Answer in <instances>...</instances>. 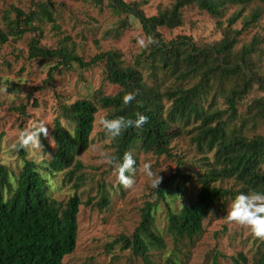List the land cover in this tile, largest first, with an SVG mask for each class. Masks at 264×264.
Instances as JSON below:
<instances>
[{
  "label": "rangeland",
  "instance_id": "obj_1",
  "mask_svg": "<svg viewBox=\"0 0 264 264\" xmlns=\"http://www.w3.org/2000/svg\"><path fill=\"white\" fill-rule=\"evenodd\" d=\"M123 1L136 5L147 17L169 11L175 3L174 0ZM39 5H45L51 11V19L39 14ZM16 10L26 16L37 13L31 26L22 21L18 30H28L21 36L12 35V27L17 19ZM219 12L221 15L216 17L192 4L182 9L178 27H160L156 33L167 44L186 37L197 48L217 46L225 37L230 40L236 38L231 54L233 61H239L241 52L253 45L255 51L250 56V69L253 67L257 77L264 79V3L259 0L245 6L231 3L221 6ZM253 12H258L260 17L247 26L245 22ZM235 16L236 21L230 25V19ZM0 32L8 36L4 43L0 39V163L9 167L15 176L24 164L18 151L22 130H31L34 125L43 123L47 128V134L43 136L53 153L55 143L52 130L55 119L62 116V107L83 98H96L94 102H97L101 96L115 95L120 90L105 79L104 64L88 70L76 68L60 74L54 72V79L46 84L49 71L56 62L29 58L31 41L40 34L42 47H67L86 60L107 51L119 52L124 67L141 70L148 87L165 92L174 86L173 78L167 71L155 68L150 57L153 45L141 48L137 44L138 38L148 37L140 21L130 13L114 9L110 0H0ZM224 86L230 88L229 83H224ZM263 95L258 84H254L245 102L239 106L242 115L249 113L252 103ZM211 100L212 95L204 106L208 107ZM164 103L166 108L171 105L167 100ZM216 105L221 109L227 108L220 96ZM106 115L107 111H98L91 145L77 157L84 166L87 182L79 190L82 206L78 219L77 248L73 254L65 257L63 263L144 264L143 258L137 256L133 249L124 248L126 242L122 237L132 238L140 226L141 210L145 203L157 201L159 210L155 215V233L161 234L165 246H152L149 249L147 254L152 264H255L263 251L262 244L247 226L228 218L231 198L216 206L204 221V230L194 243L175 240L167 229V206L171 210H179L187 200L195 197L194 191L198 190V185L189 184L183 193L168 190L166 199H158L156 190L165 188L167 179L182 167L191 175L205 171V154L196 149L191 141L192 136L177 135L171 138V157L132 149L131 153L137 159L133 173L135 184L132 189H126L123 185L119 187L116 167L108 165L99 156L100 149H108L115 156L112 138L105 135L99 123ZM249 127L244 131L248 136L257 133L264 135V121L250 124ZM22 147L26 151L25 157L42 165V170L51 159L52 154L43 153L41 146L28 144ZM209 157L213 162L212 154ZM145 163L161 177L155 189L144 173ZM79 175L80 171L71 178L70 170L48 175L51 197L60 202L67 201L73 194V185L75 187ZM104 184L106 192L103 190ZM222 184L225 188H240L233 181ZM101 190L111 201L109 207L103 209L97 205Z\"/></svg>",
  "mask_w": 264,
  "mask_h": 264
},
{
  "label": "trees",
  "instance_id": "obj_2",
  "mask_svg": "<svg viewBox=\"0 0 264 264\" xmlns=\"http://www.w3.org/2000/svg\"><path fill=\"white\" fill-rule=\"evenodd\" d=\"M110 1L114 9L135 16L146 35L155 39L150 57L156 69L161 68L169 73L174 86L165 92L148 87L141 70L124 67L119 52L107 51L86 60L67 47H42V34L31 41L30 59L56 62L49 71L46 84L54 79V72L60 74L76 68L88 70L104 64L105 79L120 90L115 95L101 96L97 102H94L96 98H83L62 107V116L55 119L52 130L55 143L53 153L43 134L40 136L43 153L52 154L43 170L42 165L25 157L26 151L21 145L18 151L24 164L17 176L0 163V264H64L65 257L75 252L82 206L79 190L87 182L84 166L77 157L91 145V134L100 109L107 111V118H135L137 112L148 117L147 124L142 128H128L120 136L112 138L118 161H122L124 154L132 149L171 157L170 139L177 135H191L196 149L205 154L203 173L191 175L182 167L167 179L165 188L156 190L158 199H166L168 190L183 193L189 184L198 185V190L194 191L195 197L187 200L179 210H171L167 206V229L175 240L194 243L204 230V221L222 201L228 198L233 200L238 193L251 189L264 191V135L257 133L250 137L244 132L250 128V124L264 121V95L252 103L246 115H242L239 109L254 84H258L264 93V79L257 77L253 67L250 69L254 46L245 48L239 61H233L231 54L236 38L230 40L225 37L217 46L197 48L186 37L167 44L156 33L160 27H178L181 11L186 6L197 4L201 10L218 17L221 6L231 3L245 6L253 0H174L171 10L160 11L153 17H147L136 5L123 0ZM259 1L264 3V0ZM39 7V14L52 18L51 11L45 5ZM16 12L12 35L21 36L28 30H18L22 21L31 26L37 13L26 16L19 10ZM20 16L25 17L22 19ZM259 17L258 12H253L245 24L248 26ZM235 21L236 16L230 19V25ZM0 39L4 43L8 36L0 32ZM224 83H229L230 88L226 89ZM132 90L138 91L136 99L128 105L123 104L122 96ZM211 95L212 100L205 107L204 103ZM219 96L225 100L227 108L217 107ZM164 100L171 102L168 108ZM210 154L213 162L210 161ZM66 170H70L71 178L78 171L80 175L75 187L73 185V194L67 201L60 202L51 197L47 176ZM226 181H233L240 188H225L222 183ZM105 187L104 184L103 190L106 192ZM103 190L99 192L101 198L97 203L101 209L111 204ZM158 210L157 201L146 202L141 210L140 226L132 238L122 237L126 242L124 248L133 249L137 256L143 258L144 264H152L147 254L152 246H165L161 234L155 233ZM257 238L263 251L255 264H264V238Z\"/></svg>",
  "mask_w": 264,
  "mask_h": 264
},
{
  "label": "clouds",
  "instance_id": "obj_3",
  "mask_svg": "<svg viewBox=\"0 0 264 264\" xmlns=\"http://www.w3.org/2000/svg\"><path fill=\"white\" fill-rule=\"evenodd\" d=\"M155 42L151 36L147 39L143 37L137 39V44L141 48ZM137 95L138 91L136 90L126 91L122 96V103L130 104ZM147 122L148 117L139 112L135 113V118L126 116L102 117L99 121L105 135L113 139L120 136L122 131L128 128L140 129ZM41 134H47V128L43 123H38L31 130H22L18 143L21 146L33 144L39 147ZM99 156L108 165L116 167L117 178L124 188L132 189L134 187L133 173L136 171L137 161L131 152H126L122 161H118L108 149H100ZM143 169L145 175L150 178L151 186L155 189L161 182V177L151 170L148 163L144 164ZM228 218L237 224L247 226L256 237L264 238V191L251 189L235 195L228 211Z\"/></svg>",
  "mask_w": 264,
  "mask_h": 264
}]
</instances>
